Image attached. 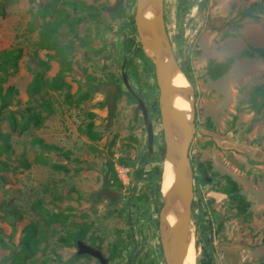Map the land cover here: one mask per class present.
<instances>
[{"label":"rangeland","instance_id":"374dc122","mask_svg":"<svg viewBox=\"0 0 264 264\" xmlns=\"http://www.w3.org/2000/svg\"><path fill=\"white\" fill-rule=\"evenodd\" d=\"M115 1H6L0 53L19 48L22 56L16 69L0 70L3 91H16L0 115V150L3 135L11 147L0 157V264H15L28 235L36 253L26 264H70L75 239L99 245L110 264H166L159 233L166 172L154 64L136 32V0H122L117 16L106 11ZM204 1L164 0L174 57L183 71L189 65L186 74L196 93V133L189 151L192 262L261 264L264 114L255 113L249 99L255 87H264V58L240 54L249 46L264 49V0ZM64 2L84 7L73 11ZM243 13L250 17L241 18ZM47 22L58 25L57 42L69 71L38 46L40 27ZM230 59L229 71L212 81L207 63ZM36 74L49 82L61 76L68 87L55 91L39 85L35 93ZM111 84L119 90L109 114L105 87ZM133 94L150 113L156 135L152 151ZM10 113L26 124L24 130L11 132ZM31 113L40 118L38 124L30 121ZM38 140L61 152L42 150ZM22 156L28 168L20 163ZM222 175L238 184V194L250 205L246 214L223 193ZM103 187L116 191L117 201L99 199Z\"/></svg>","mask_w":264,"mask_h":264},{"label":"water","instance_id":"95a60500","mask_svg":"<svg viewBox=\"0 0 264 264\" xmlns=\"http://www.w3.org/2000/svg\"><path fill=\"white\" fill-rule=\"evenodd\" d=\"M206 0L204 1V3ZM121 0H116L107 11H117ZM134 24L144 53L154 64L156 83L159 89V112L164 137V162L168 166L167 195L159 215L160 242L166 264H187L194 239L191 232L192 203L194 198L193 169L190 147L196 133L195 126V89L177 63L166 32L164 19V0H136ZM185 59V58H184ZM126 83L125 75L122 76ZM110 90L109 111H112L115 85L105 87ZM173 90L185 97V108L180 110L172 100ZM143 118L147 120L144 102L136 97ZM147 147L152 151L153 128L147 124ZM233 163L236 161L230 159ZM106 197L114 202L118 195L107 188L98 198ZM78 255L89 254L101 264H107L102 254L83 244L77 243Z\"/></svg>","mask_w":264,"mask_h":264},{"label":"trees","instance_id":"16d2710c","mask_svg":"<svg viewBox=\"0 0 264 264\" xmlns=\"http://www.w3.org/2000/svg\"><path fill=\"white\" fill-rule=\"evenodd\" d=\"M6 1L3 0V2H0V16H5V7H6ZM63 5L68 6L73 11H76L78 9H81L84 7V5L81 2H64ZM249 13H243L241 15V18H249ZM57 29L58 25L56 23H42L39 31V42L38 46L41 49H44L48 52H53V55H50L51 59L57 60L58 63L61 66L62 71H69L70 70V64L66 60L65 52L63 49H61L57 42ZM22 56V50L21 49H12L8 51H3L0 53V70L1 72H5L7 67H11L13 69H16L17 62ZM240 57L243 58H249L253 59L255 57L264 58V49L257 48L253 46H249L247 50L243 51L240 54ZM233 64V59H230L226 62H215V61H209L207 63L205 72L209 76V78L212 81H215L222 77L224 74H226L230 67ZM186 72H190V67L187 65ZM188 77V76H187ZM189 78V77H188ZM4 78H0V81H3ZM39 85H43L45 88L50 90H61L63 88H67L68 85L63 82L62 77H58L57 79H54L53 81H42V77L38 74L35 75L33 79V92L38 93ZM16 91L13 90L12 87H8L3 91V89L0 86V115H2L8 108L10 107V96L15 94ZM251 109L257 113V114H264V87L258 86L255 87L252 92L249 99ZM235 116L233 117V120H235ZM30 121H33V123L36 125L39 123L40 118L38 115L31 113L29 116ZM8 122L10 124L11 132H18L25 129L26 124L21 125L20 122L17 120V118L14 116L13 113L9 114ZM210 128L211 124L209 125ZM8 135H3V142L1 145L0 150V157L3 153H9L11 151L10 145L7 143ZM89 138L93 139L91 135H89ZM37 144L42 150L46 151H56L61 152V149L54 146V145H45L43 141L38 140ZM164 146L161 149V152L164 153ZM20 163L24 168H28L29 164L22 156L20 159ZM39 163L45 164L46 162L42 159H39ZM250 163L252 165H259L260 163L256 161L250 160ZM1 164V160H0ZM5 165H3L4 168ZM220 178L224 181V190L223 193L228 196V198L231 199V201L235 204V208L237 209L239 214H246V210L249 208V203L245 201L239 194V187L238 184L228 175H222ZM202 212L205 211V208H201ZM192 214H194V207L192 204ZM203 214V213H202ZM264 214V213H263ZM248 216V214H247ZM203 226L205 227L204 230H207V222L205 221ZM31 236L28 235L23 241L20 243V250L16 254L14 258L15 264H26L27 260L32 258L35 253V247L31 244ZM262 244H264V238L262 239ZM205 264H210V259ZM261 264H264L261 263Z\"/></svg>","mask_w":264,"mask_h":264},{"label":"flooded vegetation","instance_id":"af4514ba","mask_svg":"<svg viewBox=\"0 0 264 264\" xmlns=\"http://www.w3.org/2000/svg\"><path fill=\"white\" fill-rule=\"evenodd\" d=\"M116 2V1H115ZM121 3H122V0H121ZM121 3H120V5H119V7H118V9H117V11L116 12H114V13H110V12H108L107 11V9L108 8H112V7H107L106 8V11L109 13V14H112V15H115V16H117V15H119V13H120V9H121ZM115 4V3H114ZM165 6V5H164ZM155 72V71H154ZM185 73V72H184ZM186 74V73H185ZM122 76H123V74L121 75V78H122ZM186 76H188L187 74H186ZM156 78V77H155ZM188 78V77H187ZM189 79V78H188ZM122 81H123V79H122ZM124 83V82H123ZM157 84V83H156ZM111 85H115V87H116V92L119 90V88H118V86L116 85V84H111ZM108 86H110V85H108ZM158 87V86H157ZM159 90V89H158ZM116 92H115V96H116ZM108 93V97H109V95H110V90L107 92ZM195 95H196V93H195ZM115 96H114V98H115ZM108 97H107V102H108ZM136 95H134L133 94V98L135 99V101H136V103H137V105H138V102H137V99H136ZM139 98V97H138ZM159 99V98H158ZM145 105V104H144ZM157 106H158V113H159V116H160V112H159V104H157ZM146 107V106H145ZM146 111H147V120L145 121L144 120V118H143V115H142V112H141V110H140V113H141V115H142V119H143V121L145 122V124H146V129H147V124L149 123V124H151V121H150V119H151V117H150V113H149V111L147 110V108H146ZM108 112H109V114H111V112L109 111V106H108ZM160 124H161V117H160ZM195 124H196V114H195ZM152 125V124H151ZM152 128H153V126H152ZM162 138H163V142H164V137H163V132H162ZM146 140H147V132H146ZM155 140H156V135L154 134V131H153V145L155 144ZM152 145V146H153ZM105 188H107V187H103L102 189H101V191L103 190V189H105ZM108 190H110V191H112V192H114V193H117L116 191H113V190H111V189H109V188H107ZM101 191H99L98 192V194L101 192ZM117 195H118V193H117ZM106 199V200H109L110 202H112L109 198H106V197H100L99 199ZM118 199V198H117ZM117 199L115 200V201H117ZM114 201V202H115ZM113 203V202H112ZM82 242L83 244H85L86 246H89V247H91V248H93V249H95V250H97V251H99L101 254H102V256L106 259V261H107V264H110L109 262H110V259H109V257H106L105 255H104V253L100 250V248H99V245H92V244H90V243H88V242H85V241H83V240H81V239H75L74 241H73V248H74V252H73V255H72V259H71V262H70V264H91V262H92V260L94 261V264H101L100 263V261L97 259V258H95V257H93V256H91V255H89V254H82V255H78V247H77V243L78 242Z\"/></svg>","mask_w":264,"mask_h":264},{"label":"bare ground","instance_id":"6f19581e","mask_svg":"<svg viewBox=\"0 0 264 264\" xmlns=\"http://www.w3.org/2000/svg\"><path fill=\"white\" fill-rule=\"evenodd\" d=\"M172 100L180 110H183L185 108L186 105L185 97L178 90H173ZM164 166H165L166 174L163 178L162 189H161V194L163 198L166 197L167 195V172H168V166L165 162H164ZM187 264H193L191 254L189 256Z\"/></svg>","mask_w":264,"mask_h":264}]
</instances>
